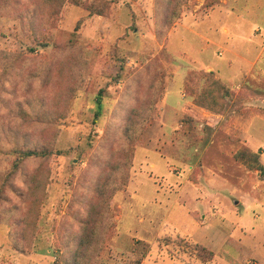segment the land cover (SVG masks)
Segmentation results:
<instances>
[{
    "label": "rangeland",
    "instance_id": "374dc122",
    "mask_svg": "<svg viewBox=\"0 0 264 264\" xmlns=\"http://www.w3.org/2000/svg\"><path fill=\"white\" fill-rule=\"evenodd\" d=\"M221 23L255 59L264 0H0V187L13 148L50 152L5 185L0 264H204L203 227L231 238L212 264H264V53L195 105Z\"/></svg>",
    "mask_w": 264,
    "mask_h": 264
},
{
    "label": "crops",
    "instance_id": "0c3cea01",
    "mask_svg": "<svg viewBox=\"0 0 264 264\" xmlns=\"http://www.w3.org/2000/svg\"><path fill=\"white\" fill-rule=\"evenodd\" d=\"M226 25L227 24H224V23L217 24L215 26L216 28L213 31L216 32L217 35L219 34V36L221 37L220 41H222L225 44V46L226 45L230 46V48L225 47L223 51L225 52V54L230 53L232 57H230L228 61L224 63L223 65H220L217 67H213V66H207L205 68L200 67V69L206 70V71H214L217 78L220 79L223 83H225L228 87H230L234 91V89L238 88L239 86V85H236L234 78L237 76L241 78V76H239L241 75L240 72L237 73L236 71L237 69L236 67H239L240 65H242L241 61L249 63V67L251 66L249 71H251L253 67L255 66L257 67L258 63L261 61L263 57L264 44L259 43L258 40L261 39L260 37L264 36V26L258 25L254 30L256 37H249L250 47L252 46L253 48H255V50L257 51V54L255 55V59L254 57H251V59H246L237 53V50L234 46L236 41L242 40L241 34L238 32L237 29H236V32L234 31V26L228 27ZM240 25L241 23L239 24V26ZM221 26L223 27L220 28ZM214 32L210 34L214 42L212 40H209V39L208 40L213 43H216L215 42L216 38L214 37L215 35L213 34ZM229 43H232V45H230ZM259 44L261 46H258ZM238 79H237V83H238ZM203 228L197 229V231L193 234L191 238L190 237H186V238H188L192 242L202 245L209 251L213 252L215 254V257H216V254H219V253H224V254L229 253V252H224V251L231 241L230 237H227L226 235L220 232L214 234L215 236H209L207 234H203ZM215 250L219 251V253H216ZM212 263L213 262L209 264H212ZM169 264H185V263H182L180 260H174V261H170Z\"/></svg>",
    "mask_w": 264,
    "mask_h": 264
},
{
    "label": "trees",
    "instance_id": "16d2710c",
    "mask_svg": "<svg viewBox=\"0 0 264 264\" xmlns=\"http://www.w3.org/2000/svg\"><path fill=\"white\" fill-rule=\"evenodd\" d=\"M206 76L211 80L210 87L207 88L205 91L202 92V95L200 98L195 100V105L199 108H202L204 110H207L209 112L215 113V114H222L224 112V108L226 106V103L230 100V97H232L234 94V91L229 88L225 83H223L221 80H215L214 79V73H206ZM158 92V91H157ZM156 97L152 99V103L148 105L145 111L139 112L138 117L142 119L143 123H145V118L151 115L152 110H154L156 105ZM98 108H102L101 99L100 97L97 99ZM151 110V112L148 114V111ZM193 112L196 114V112L193 110ZM187 122L191 125L193 120L197 119V116L191 115L188 116ZM11 154H15L17 159L14 163V170L13 172L6 177L4 180V183L0 187V200L3 196L5 185L9 182V179L16 174V172L19 170V166L26 160V159H32V158H48L50 155V152L45 149L41 148L39 150L38 148L32 149L29 148H13L11 151ZM260 172H264V169L262 167L258 168ZM200 253H201V259L204 264H209L213 262L215 259V254L205 247H200ZM203 255V256H202Z\"/></svg>",
    "mask_w": 264,
    "mask_h": 264
}]
</instances>
